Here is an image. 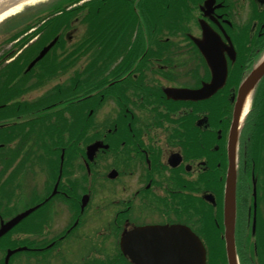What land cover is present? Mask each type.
<instances>
[{"label":"flooded vegetation","instance_id":"flooded-vegetation-1","mask_svg":"<svg viewBox=\"0 0 264 264\" xmlns=\"http://www.w3.org/2000/svg\"><path fill=\"white\" fill-rule=\"evenodd\" d=\"M115 2L101 0L104 41L89 48L82 38L90 23L79 17L68 27L63 19L47 26L26 20L2 30L16 39L0 54V127L5 134L15 126L21 146L20 199L5 207L14 217L21 205L41 206L16 233L25 240L15 235L5 245L27 248L8 264H136L170 255L176 225L205 230L190 214L192 201L210 192L221 197L233 99L264 58V0ZM111 9L118 11V28L110 27ZM68 28L72 32L60 33L63 41L26 71L47 36ZM118 34L124 42L115 60L111 41ZM98 69L94 92L85 95L84 73ZM225 69L222 86L214 73ZM70 72L82 111L72 117L56 111L64 99L48 101L51 90L61 98ZM50 81L57 83L47 88ZM213 82L220 87L209 99L166 96L167 89L195 91ZM92 97L86 115L85 99ZM104 102L109 109L103 112ZM249 103L237 151L235 237L239 264H264V78ZM51 106L50 115L43 112ZM95 142L101 148L90 162L87 150ZM216 207L223 233V208L218 201ZM7 251L0 248V264H7Z\"/></svg>","mask_w":264,"mask_h":264},{"label":"water","instance_id":"water-1","mask_svg":"<svg viewBox=\"0 0 264 264\" xmlns=\"http://www.w3.org/2000/svg\"><path fill=\"white\" fill-rule=\"evenodd\" d=\"M53 44H51L50 46H48L47 48H45L43 50V52L39 55V57L37 58L36 61H39L40 58H42L47 52L48 49L52 46ZM35 63V62H34ZM264 75V62L255 69L254 73L246 80V83L243 85L242 89H241V96H240V100H239V104L237 106L236 109V119L234 121V126H233V137L234 135H236L235 131L238 127V120H239V112L241 109V106L243 105L242 103V99H244V97L246 98V96L248 95L249 91H251L256 83L257 80L260 79L262 76ZM220 76V74H218V77ZM217 83L214 82L209 89H206L205 91H199V92H191L189 94H186L189 98L195 99V98H202L205 96L210 95V93L214 92L215 89L217 88ZM201 97H200V96ZM179 96L183 97V94H180ZM230 154H234V149H233V145H232V140L230 143ZM236 167L233 164H230V170L228 173V180H227V184H226V192H225V228H226V238H227V248H228V258H230V263L231 264H235V262H237V258L235 255V248L233 245V233H234V214H235V202H236V196H235V192H236ZM27 214V213H26ZM26 214H22L17 216V218L9 223H7L5 226H3L0 230V235L5 233L6 230L10 229L11 226L15 225L17 222H19L21 219L25 218ZM185 243V242H184ZM188 250V249H187ZM189 250L190 252V260L193 261L194 260V264H206V260H205V249L203 247V245L200 243L199 239H197V237L195 236L193 238V241L190 243V248Z\"/></svg>","mask_w":264,"mask_h":264},{"label":"rangeland","instance_id":"rangeland-1","mask_svg":"<svg viewBox=\"0 0 264 264\" xmlns=\"http://www.w3.org/2000/svg\"><path fill=\"white\" fill-rule=\"evenodd\" d=\"M55 1L56 0H46V1H43V2H46V4H44V6H39V7H44V8H42V10L41 9H36V11H35L34 9H31V10H27L26 9L28 11L27 13H32L31 15L34 14L33 17H30L29 18V20L36 21V19L44 17L47 12H52V10L54 9V7L57 6V5H59V4H61L60 1H64V0H57L56 2ZM41 5H43V4H41ZM38 14H40V15H38ZM0 36H2V35H0ZM11 46H12V44L8 43L4 47L0 48V54H2L3 52H6ZM73 74H74L73 72H70L69 74H66L65 77H64V78L67 77L66 81L69 80L73 76ZM55 83H57V81H50V84L47 86V88L53 87V85ZM40 90H42V89H40ZM39 92L40 91H38L36 93H39ZM70 107H71V109L72 108H75L74 105H72ZM105 108L106 107L104 106L103 107V112L109 109L108 106H107L106 110H105ZM17 149H18V146H15V147H12L11 149H9L8 152L10 154H12V152H16ZM10 169L11 168H7V167L4 168V167H1L0 166V179H1V182H2L3 186H4V184H7L9 182V179H8L7 176L10 173ZM17 184H18V181H14V183L10 186L9 189L12 190V191L16 190V185ZM0 197H3V194L2 193H0ZM23 208H25V207L23 206Z\"/></svg>","mask_w":264,"mask_h":264},{"label":"bare ground","instance_id":"bare-ground-1","mask_svg":"<svg viewBox=\"0 0 264 264\" xmlns=\"http://www.w3.org/2000/svg\"><path fill=\"white\" fill-rule=\"evenodd\" d=\"M43 1L46 0H0V24L5 21L6 18L20 13L21 8L25 5V3L37 4Z\"/></svg>","mask_w":264,"mask_h":264},{"label":"trees","instance_id":"trees-1","mask_svg":"<svg viewBox=\"0 0 264 264\" xmlns=\"http://www.w3.org/2000/svg\"><path fill=\"white\" fill-rule=\"evenodd\" d=\"M77 1H79V0H71V2H77ZM99 1L100 0H98V4H100L99 3ZM97 4V3H96ZM93 16V15H92ZM93 17H95V16H93ZM97 19H96V21L95 22H92L91 24V26L89 27V33L88 34H86L84 37H83V39H85L84 40V46H85V48H89L90 46H92L94 43H92L94 40H98L96 43H98L100 40H103L104 41V37H103V34L102 33H100V31L101 32H103V28H102V25H101V23H100V16H98V17H96ZM91 20L92 21H94V19L93 18H91ZM95 43V44H96ZM92 73H95V70L94 71H92ZM94 75H92L91 77H89L88 78V80L89 79H91L92 77H93ZM85 90V89H84ZM217 238H219V236H217ZM215 253V251H213V254ZM219 257V259H221L222 258V256H221V252H220V254L218 255Z\"/></svg>","mask_w":264,"mask_h":264}]
</instances>
